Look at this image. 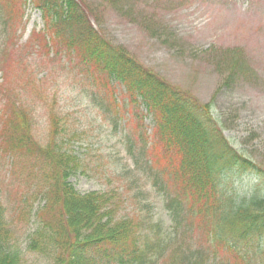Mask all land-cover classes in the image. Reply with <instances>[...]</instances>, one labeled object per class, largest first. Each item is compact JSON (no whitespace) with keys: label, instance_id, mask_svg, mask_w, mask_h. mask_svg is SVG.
I'll return each mask as SVG.
<instances>
[{"label":"rangeland","instance_id":"obj_1","mask_svg":"<svg viewBox=\"0 0 264 264\" xmlns=\"http://www.w3.org/2000/svg\"><path fill=\"white\" fill-rule=\"evenodd\" d=\"M85 1L90 22L100 33L164 83L208 106L230 144L264 168V0ZM5 3L0 0V200L7 208L6 221L21 236L19 251L31 264H54L28 252L26 238L36 221L15 219L22 203L30 217L43 204L32 194L19 201L41 186L26 177L36 166L35 155H26L21 147L25 133L37 153L38 147L40 152L51 149L54 133L58 136L59 151L80 165L70 180L79 192L120 189L129 219L140 215L142 200L151 205L146 210L163 229L160 233H173L163 197L154 189L155 177L171 197L184 201L188 194L182 190L178 154L154 139L153 118L145 112L142 119L134 118L135 111L121 105L127 99L121 87L110 85L107 92L98 86V76L92 77L81 56L48 31L34 0ZM234 61L239 66L232 72ZM17 129L25 132L10 136ZM128 136L151 162L149 168L135 170L136 198L126 182L136 167L127 151ZM19 148L26 156L21 170L16 158L22 155L15 158ZM9 167H15L13 177ZM20 172L25 176L18 178ZM184 219L179 241L184 240V248L204 247L205 223L188 214Z\"/></svg>","mask_w":264,"mask_h":264},{"label":"trees","instance_id":"obj_2","mask_svg":"<svg viewBox=\"0 0 264 264\" xmlns=\"http://www.w3.org/2000/svg\"><path fill=\"white\" fill-rule=\"evenodd\" d=\"M34 1L48 31L65 43L70 53L81 56L92 77L98 76V86L107 92L110 85L121 87L127 98L121 105L135 111L134 118L142 119L144 112L153 118L156 142L179 156V176L184 179L182 190L188 199L171 197L155 177L154 189L163 197V211L174 230L160 233L163 229L152 221L147 202L138 200L140 215L133 221L122 190L79 192L70 180L79 173L80 165L73 156L67 158L59 151L55 133L51 149L40 152L38 147V153L25 133L21 147L26 155H35L36 166L26 177L37 179L41 186L39 192L32 190L18 199L21 202L25 195L32 194L43 201L31 217L25 214L23 203L20 211L16 210L19 216L15 219L23 224L36 221L26 238L29 254L54 264H264V168L230 144L208 106L164 83L94 29L85 0ZM9 3L6 0L5 5ZM238 66L234 61L231 71ZM23 132L25 129H17L10 136ZM126 143L136 166L126 177L129 186L131 183L127 190L136 198L135 170L149 168L151 162L144 148L136 149L131 136ZM17 154L22 158L17 159ZM15 158L16 168L21 170L25 152L17 149ZM14 168L6 170L10 177ZM48 212L50 218H46ZM185 214L205 223L204 247L188 244L184 248V240L179 241ZM5 216L7 208L0 200V264H31L19 251L20 234L9 226Z\"/></svg>","mask_w":264,"mask_h":264}]
</instances>
